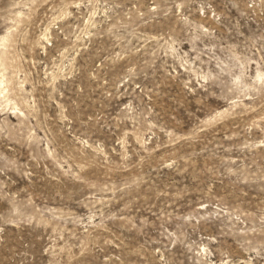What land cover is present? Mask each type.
Wrapping results in <instances>:
<instances>
[{
	"label": "rangeland",
	"instance_id": "374dc122",
	"mask_svg": "<svg viewBox=\"0 0 264 264\" xmlns=\"http://www.w3.org/2000/svg\"><path fill=\"white\" fill-rule=\"evenodd\" d=\"M0 81V264H264V0H0Z\"/></svg>",
	"mask_w": 264,
	"mask_h": 264
},
{
	"label": "bare ground",
	"instance_id": "6f19581e",
	"mask_svg": "<svg viewBox=\"0 0 264 264\" xmlns=\"http://www.w3.org/2000/svg\"><path fill=\"white\" fill-rule=\"evenodd\" d=\"M7 39V38H6ZM4 45V44H3ZM1 82V81H0ZM7 88V87H6ZM1 93V92H0ZM2 96H3V94H2Z\"/></svg>",
	"mask_w": 264,
	"mask_h": 264
}]
</instances>
